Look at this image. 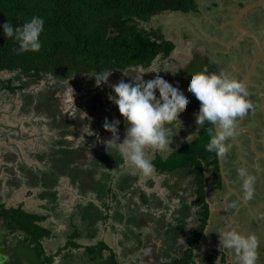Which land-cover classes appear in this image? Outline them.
Instances as JSON below:
<instances>
[{"label": "rangeland", "instance_id": "374dc122", "mask_svg": "<svg viewBox=\"0 0 264 264\" xmlns=\"http://www.w3.org/2000/svg\"><path fill=\"white\" fill-rule=\"evenodd\" d=\"M253 2L255 1L252 0L251 3ZM240 3L244 5L245 2L244 0H196L195 11H191L187 14L165 12L153 17L149 23L145 24L146 28L148 30L160 31L167 39L170 41L173 40L179 44L178 48L180 53L174 60L175 63L173 66H169L168 59L167 61H159L158 69H154V62L148 69L139 68L122 73L113 72L106 84L97 85L95 88L99 90L96 92V94H99L97 99L99 103L96 101L97 112L94 111V114L85 123L80 125L76 124L72 128L65 130L59 127L61 123H64L66 127L67 125L71 126L73 124L72 120L75 119V114H79V112L75 111V104L73 103L75 100L72 90L67 91V87H65L66 85L63 83L60 87L59 85H52L51 87L50 83L54 77L48 76L46 77V82L31 84L32 86H28L25 91L17 90L15 93L8 92L0 86V203L5 204L7 208H18L19 206H23V209L29 213L47 216L48 219L41 223V225L46 228L58 227V229L62 231L63 227L61 225H67L73 220L76 226L81 228L83 236L87 235L88 231H92L96 234L95 231L97 230L100 233L104 225L115 224L119 232L120 230H124L127 232V235L124 233L117 234L115 231L111 230L112 228L110 227L106 232L108 238L119 244L121 241H124L130 247H133V244L129 243L130 238L134 239L138 237L144 241L150 234L156 236V222L159 223L162 217H166V220L164 218V225L170 224L171 221L177 219L174 211L177 206H180L181 195L188 196V202H195V196L191 194L195 188L189 187L187 185L188 181L191 180L193 184H196L197 181L195 183L194 178H196L197 174L202 175L203 173V175H205V170L214 171L213 162H215L216 155L206 151L205 148L209 139L196 149L199 154L204 155L200 157L199 154L197 157L192 156V162L186 161V163L182 165L176 162L181 169L173 172L170 177H166L167 180L170 178L168 182L173 187H175V177L177 176L179 178L178 184L175 187L177 189L188 190L190 188L189 193H184V191L180 190L177 196L173 195L171 197L173 190L166 182L162 181L165 177H160L155 167L151 173H142L124 159L119 153L118 146L111 142H109L107 146L106 142L112 138V134L103 127L106 118L105 115L111 111L117 119L116 115L119 113L117 105L113 102L110 103L111 100H108L109 94L115 95L111 85L118 83L120 80H124L125 82H129L132 79L136 80L141 75L142 78L147 81L155 78L157 74L160 75L161 72H165L164 76L168 75L169 79L178 83L187 91L188 79L192 73L201 71L205 67H207L209 72H216L219 68V60H221L224 67H226L225 72L234 77L233 74L235 73H232L234 72L233 67L236 66L239 68L240 66L238 65L242 64L244 60L243 56L245 55V46L247 44L250 43V48L252 49L250 53L251 58H254V61L257 58L258 52L255 39L247 37L246 41L240 43L238 48H232V53H235L237 50H241V53L238 55L239 62H236L237 65H233L235 62H231V71L227 68L230 63L225 61L232 58H227L226 55H223L221 52L216 54L213 50L208 51V49H212L215 44H210L206 42L205 39L210 37L208 33L215 30L224 16L228 15V18H230L231 15L229 13L233 12V10H230V7L234 8L238 13L245 7ZM255 13L260 16L258 24H261L264 28V4L249 11V13L241 19V26H247V20L252 18ZM220 25L222 26V24ZM235 29L237 30V28ZM237 32L241 35L238 30ZM257 32L260 37H262L261 35L263 33L259 30H257ZM213 34L215 35L217 32ZM261 40L264 45L263 38H261ZM194 47L198 52H193L190 56V49ZM219 47H221V45H219ZM225 52L227 53V51ZM187 57H189L188 62L185 60ZM248 63L250 66L251 62ZM152 70H157L158 73L147 72ZM237 72L240 73L241 78L245 75L243 70H237ZM258 75L259 78L252 77L253 81L258 82V90L250 88L248 92L249 96L254 93L257 94L258 92V96L263 98L264 70L259 71ZM13 76V73L2 72L0 73V80L5 81ZM261 77L262 79H260ZM75 78L76 77H71L67 79H71L72 82H75L76 90L79 89L80 91L85 85L89 88V84H85V81L81 83L83 76L78 77L80 81H76L77 78ZM90 78L91 83L94 84L92 80L95 79V77L92 76ZM241 78L238 76V80ZM49 80L50 82H47ZM18 83H21V81H15V84ZM47 87L51 89V93L55 92L56 94V99L52 102V105L56 108L54 111L57 116L55 120L49 113L46 114V112L42 110L45 104L41 101L44 99L41 91L42 88L45 90ZM43 92L44 91H42V93ZM82 93L84 94L86 92L83 90ZM188 96L189 103L179 111L176 117L180 121L174 120L173 122H176L174 126L167 125V121H165V126L175 127L171 129L173 135L169 143V148H158L156 146L147 147V155L153 160L159 153L163 156V159L166 158L167 155L173 153L176 147H183L184 145H181L183 142H187V144L192 143L207 126V122L203 127H199L196 124V114L199 111L200 102L191 92H188ZM28 97L34 98L36 101L39 100L37 102V107L34 101L30 102L28 100ZM242 119L243 118L239 119V122H241ZM249 120L250 117L246 116L245 122L249 123ZM108 121L111 122L112 120L108 119ZM125 127H128V125L126 124ZM77 129L81 130L79 131ZM118 134L120 136L119 143L123 141L126 134V129H123L120 124L118 125ZM57 143L61 144L57 145ZM114 153L123 157V162L120 166L103 167L96 163L97 158L102 157L104 159H109L110 154ZM60 154H66L67 159L63 162L57 161L58 159L56 156ZM72 156H74L77 161L75 158L73 159ZM176 160L178 159L176 158ZM66 161L71 163L74 162L75 164L72 163V165H70L71 168L77 167V170L82 171L83 180H88L89 184L92 181L96 183L100 182L103 185L104 191L86 189L82 194L79 188L71 183L72 180L64 175L58 179L55 185L56 187L53 189V192L56 193L55 200L50 199L46 194L47 189L44 188L43 184L46 180L52 183V180L51 178H47L46 174L48 171L51 172L53 168H57L61 171L63 165L61 163H65ZM177 173H179V175ZM184 174H191V176H184ZM126 178L131 181V185L124 191L121 190L120 184L121 181ZM85 186L86 184H84V188ZM260 193V188L254 185L253 197L260 195ZM43 194H45L44 197ZM142 194L156 202L158 198H160L164 202L165 207L162 208V206H160L159 209L149 207L155 205V203L144 205L141 198ZM263 194L264 191L261 196ZM212 200L210 199L209 202L211 203ZM90 205L95 206V208L102 213L103 217L108 214L110 218L106 219V222L104 220L98 221L93 227H83L85 223L84 219L81 218V212ZM108 207H110V211ZM136 209L139 210L136 211ZM116 211L118 213L122 212L127 222H119V220L115 219L113 215H118V213H115ZM263 213L264 212H262V214ZM137 216L140 218L139 225L144 224L143 227H136L132 224L136 222V220H130L132 223H129L128 220L130 218L136 219ZM91 223H94V220H91ZM161 225L163 224H160V226ZM184 225L186 228L193 226V218L192 221L188 220ZM164 236L171 238L166 233ZM9 238L13 239L14 237L10 236ZM136 243L138 244L137 241ZM143 249L141 248L140 250L144 252L143 254L137 248L134 249L133 252L123 251V253H125L124 260L126 264H155V260L149 259L150 257L146 258L147 255L145 254H147L146 252H148V254L151 253L150 250L148 249L147 251ZM263 249L264 247L258 250V254L261 252L263 253ZM105 252L108 253L106 250Z\"/></svg>", "mask_w": 264, "mask_h": 264}, {"label": "trees", "instance_id": "16d2710c", "mask_svg": "<svg viewBox=\"0 0 264 264\" xmlns=\"http://www.w3.org/2000/svg\"><path fill=\"white\" fill-rule=\"evenodd\" d=\"M195 3L196 0H0V25L7 21L13 26L22 25L33 16H40L45 21L40 37L42 47L38 52H14L13 49L18 48V44L6 38L0 28V73L14 74L8 80H0V86L15 93L46 80L48 76L67 79L84 75L92 77L105 70L122 73L131 69H148L159 57L169 58L176 49V44L162 32L148 30L145 24L165 12L187 14L195 11ZM15 81L21 83L15 84ZM56 117V113H53L54 120ZM211 127L207 123L195 141L185 143L186 145L174 150L165 160L162 155H156L153 161L157 172H166L171 176L173 172L181 169L176 162L181 165L186 161L192 162V156L197 157L199 154L196 149L209 139L208 129ZM202 155L204 154H199V157ZM215 157L214 171L220 173L219 159ZM98 162L103 167H118L123 162V157L119 155L116 158H100ZM64 165L61 171L56 169L54 173L46 174L52 180V183L46 180L43 184L50 199L56 198L53 189L58 179L63 175H72L69 166ZM204 176L202 173L194 178L198 186L195 190L196 203L203 208L200 214L202 225L200 224L196 234L189 235V227H185V222L174 231H165L173 239L168 238L178 244L180 249L177 251L182 253V257L173 260L172 264H196L194 252L209 218V204L206 203L203 188ZM218 179H221L220 175ZM130 183L126 178L121 184V190H127ZM92 188L104 191L101 183L93 185ZM141 198L143 204L149 200L144 194ZM88 214L89 210L83 209L82 219L94 224L88 220ZM101 218L105 219V216L102 215ZM47 219V216L25 211L23 206L7 208L0 203V253L8 255V264H53L54 258L47 256L43 246V240L51 235V231L41 225ZM72 222L73 220L70 221ZM164 227L161 225L159 229L163 230ZM80 235L76 229L72 239ZM10 236L14 238L10 239ZM186 237L191 244L185 249L178 242L180 238ZM69 245L79 248V244L72 240ZM106 248L105 243L101 242L89 250L102 253ZM111 264H118L115 255H112Z\"/></svg>", "mask_w": 264, "mask_h": 264}, {"label": "clouds", "instance_id": "9594fccd", "mask_svg": "<svg viewBox=\"0 0 264 264\" xmlns=\"http://www.w3.org/2000/svg\"><path fill=\"white\" fill-rule=\"evenodd\" d=\"M44 23L42 17L33 16L22 25L13 26L7 21L0 28L6 38L18 44L14 52H38L42 47L40 37ZM112 72H98L94 76L96 84H106ZM147 72L158 73L157 70ZM111 88L115 95L109 94L108 98L117 105L128 127L125 138L118 143L120 121L113 119L109 122L106 117L103 127L112 134V138L106 142L107 146L109 142L118 146L124 159L142 173L154 170V161L146 153L147 147L169 148L173 135L171 129L175 127L165 126V121L179 120L176 118L179 111L189 103L188 92L200 102L196 124L199 127H203L206 122L212 125L208 129L206 151L215 153L221 159L232 147L228 141L236 136L239 119L253 108L248 99L246 83L224 71L209 72L207 67L190 75L187 91L167 76L159 74L147 81L142 75L129 82L120 80L112 84ZM80 117L86 120L87 113L80 111ZM237 176L241 182L243 200H251L254 196L255 176L245 166L237 168ZM236 203L233 202V207ZM215 232L219 235L220 250L234 253L235 264H257L259 242L255 234L237 227L234 219L221 224ZM8 261V255L0 253V264H8Z\"/></svg>", "mask_w": 264, "mask_h": 264}, {"label": "crops", "instance_id": "0c3cea01", "mask_svg": "<svg viewBox=\"0 0 264 264\" xmlns=\"http://www.w3.org/2000/svg\"><path fill=\"white\" fill-rule=\"evenodd\" d=\"M257 1V0H253ZM244 5L240 3L243 6H247L251 1L244 0ZM233 10V14L236 16L238 11H235L234 8H231ZM230 18L227 16H224L222 18V26L218 24L216 27V30L213 32L208 33V36L210 34V37L205 39L206 42H209L210 44H215L212 49H208V51L213 50L216 54H219L220 52L223 55H226L227 58L231 57L232 59H229L228 62L230 65L227 67L231 71L232 64L231 62H235L233 65H237L236 62H239V53H241V50H237L235 53H232V48H238L240 43L245 42L246 38H243L237 30L232 26V22L235 18V16H232L230 14ZM259 15L254 14L252 18H249L247 20V26H243L244 28L252 31L255 33L259 39H260V47L262 48V56L260 59V62H264V45L262 44L261 38H263L264 41V28L261 24H258L259 21ZM226 28V29H225ZM212 29V28H211ZM225 29V30H224ZM257 30L262 32L263 34H258ZM210 31V30H209ZM217 34H213L216 33ZM212 36V37H211ZM203 40V39H202ZM173 41V40H172ZM176 44V49L172 53V55L164 59L162 57H159L155 64L153 65L154 69L159 68V61H167L169 66H173L175 63L174 60L176 59L179 52V44L175 41H173ZM264 43V42H263ZM221 45V47H219ZM226 48V49H225ZM191 54L193 52H198L196 48H191ZM250 43L245 46V55L244 60L242 64L238 65L240 66L237 68L236 66L233 67L234 72H237V70H243L244 74L247 75L248 70L250 69L252 62H254V58H251ZM227 51V53L225 52ZM189 56V57H190ZM175 57V58H174ZM187 57L185 60L188 62ZM177 62V61H176ZM219 62L223 65L224 64L221 60ZM248 62H251V65L249 66ZM158 63V64H157ZM225 68L222 70L225 72ZM162 71V70H161ZM216 72H221L217 70ZM165 73V72H164ZM163 72L160 73L161 76L164 75ZM239 73V72H238ZM244 75V76H245ZM168 77V75H166ZM241 78V75H239L240 81H244L245 77ZM169 78V77H168ZM238 79V78H237ZM258 82H253V85L257 86ZM109 100V98H108ZM242 124V121L239 123V127ZM254 133H252V138L254 139L253 145L254 148H257L259 150H262L264 148V127L262 128H255ZM252 140V139H251ZM187 143V142H186ZM232 145L231 148H233V142L229 141ZM183 142L181 145H184ZM252 144V143H251ZM251 144L249 146L251 147ZM248 146V147H249ZM182 147V146H181ZM181 147H176L174 150L179 149ZM230 151V150H229ZM251 152L255 154L248 155L249 157H246V160L242 161V156L239 158L238 155L227 153V155L224 158H219L220 162L218 164V168L220 170V173H216V171L211 170H205V176H204V183L203 188L205 190L206 195V203L209 204L208 210H209V218L208 222L205 225V229L203 231V238L201 240H198V246L194 252V262L196 264H235V254L232 252H225L223 250H220L219 248V235L217 232H215L216 228L219 227L221 224L232 221L233 219L236 221V226L240 229L244 230L245 232L255 234L258 238L259 242V248L260 250L262 247H264V213L262 214L264 209V194L261 196V194L264 191V179H261L259 177L255 180V186L262 188L260 193V199L259 202L257 201L258 205H255L254 202H252V198L249 201L243 200L242 197V191L240 187V180L237 176V168L241 166H245L248 168L249 172L251 174H255V172L261 171L264 173V162L261 161L260 158L262 157L264 159V156L262 154H257L256 150L251 148ZM244 159V158H243ZM261 161V162H260ZM220 165V166H219ZM249 165V166H248ZM179 175V174H178ZM191 176V174H184V176ZM217 175V176H216ZM218 175L221 176V179H218ZM176 181L174 182V185L176 186L178 184L179 178H175ZM189 187H194V191L191 193L195 196V202L190 203L188 202V196H184L183 198H180L181 204L179 211H175L176 213V220L180 221H186L190 219L189 217L192 215V211L198 210L199 215L201 214L203 208L202 206H198L196 203V188L198 187L196 184H193L191 180L188 181L187 184ZM195 185V186H193ZM179 191L182 190L184 193H189L190 188L187 189H178ZM179 193V192H178ZM178 195V194H177ZM212 200L210 203L209 200ZM233 202H237L235 206L233 207ZM161 205V204H159ZM190 205V206H189ZM157 207V206H156ZM193 207V208H192ZM133 208V207H132ZM160 208V207H157ZM108 210L110 211V207H108ZM118 213L117 211L115 212ZM105 216V215H104ZM115 219L119 220V222H124L126 218H124L123 213H118V215H113ZM112 217V218H113ZM118 217V218H117ZM217 217V218H216ZM82 218V217H81ZM109 215L107 214L105 216V219H103L106 222V219H109ZM165 218L162 217L156 225V236L155 235H148L146 237V240H141V238L138 239H129V243L133 244V247L128 246L127 243L124 241H121L120 244L113 242L108 238L107 231L111 227L113 231H115L117 234H125L127 235V232L124 230H119L116 228L115 224L112 225H104L103 230H100V233L96 230V234L94 232H87V235L83 236L81 232V228L76 226L74 222L69 223L67 225H61L63 227V230H59L57 228H48L51 231V235L48 238H45L43 240V246L45 248V253L47 256H52L54 258L53 264H111V258L112 255H115L116 261L118 264H126L124 257L125 253L123 251H130L133 252L134 249H138L139 251L141 248H145L143 250H150L151 253L147 255L146 258L150 257L149 259H153L156 261L155 264H172L173 260L179 259L182 257V253H179L177 251L180 249L178 244L176 245L173 243L171 239L168 237H165L164 232L162 229L161 231H157L159 229L160 224H163V227L165 226L163 221ZM136 222L132 223L136 227L144 226L139 225L138 217L136 219ZM201 217L198 221V224H201ZM161 222V223H160ZM85 225L83 227L92 226L94 224H88V221L84 222ZM138 225V226H137ZM158 227V228H157ZM46 228V227H45ZM166 228V226L164 227ZM76 229L79 233H81L80 237L72 239V235L74 232H76ZM75 242L76 244H79V248L73 246H70V241ZM138 242V244L136 243ZM105 243L107 248L105 249L108 253L105 252V250L100 253L99 251L95 250H89L93 248L94 246H97L100 243ZM118 242V241H117ZM147 242V243H146ZM179 245H183L186 248H188L191 244V242L188 241L187 238L180 239L178 242ZM152 249V250H151ZM264 250V249H263ZM141 252V251H140ZM142 254L144 252H141ZM196 258V260H195ZM259 261L257 264H264V251L261 252L258 255ZM166 259V260H165ZM165 260V261H164Z\"/></svg>", "mask_w": 264, "mask_h": 264}, {"label": "flooded vegetation", "instance_id": "af4514ba", "mask_svg": "<svg viewBox=\"0 0 264 264\" xmlns=\"http://www.w3.org/2000/svg\"><path fill=\"white\" fill-rule=\"evenodd\" d=\"M230 10H232L231 9V7H230ZM229 14H232V16H235L234 14H233V12L232 13H229ZM237 16V15H236ZM236 16H235V18H236ZM235 18H234V20H235ZM233 20V21H234ZM233 23V22H232ZM221 24H223L222 23V21H221ZM232 26H233V24H232ZM234 27V26H233ZM226 29V28H225ZM224 29V30H225ZM215 30H216V28H215ZM220 63V62H219ZM252 64H253V62H252ZM263 62H259V65L256 67V69H255V71H254V74L251 76V79H250V85H248L247 86V89H248V91L250 90V88H254V90L256 89V90H258L257 88V86H255V85H253V82H255V81H253V79H252V77H257V78H259V75H258V73H259V71H263L264 70V66H263ZM252 66V65H251ZM224 69V67H223V65L220 63L219 64V68H218V70L219 71H222ZM240 75V73H238V72H236V74H233V76H234V78H238V76ZM232 76V75H231ZM244 76V75H243ZM246 76V75H245ZM244 76V77H245ZM76 78V81L78 80V81H80L79 80V78L78 77H80V76H75ZM87 79V80H86ZM91 78L89 77V76H83V78H82V81H81V83L83 82V81H85V84H89V88L85 85L84 86V88L83 89H81L80 91H79V89H77L76 90V87H75V82H72L71 81V79H56V78H52V82L50 83V85H51V87H52V85H56V86H58L59 85V87L62 85V83L63 84H65L66 86L65 87H67V91L68 90H72V93H73V96H74V100H75V102H73L74 104H75V111L76 112H79V114L77 113V115L75 114V119L74 120H72V122H73V124L71 125V126H68L67 125V127L64 125V123H61V125L59 126V127H61V128H63V129H69V128H72V127H74L76 124H78V125H80V124H83V123H85L86 121H88L89 119H90V117L94 114V111L95 112H97V110H96V105H97V103H96V101H97V99H98V97H99V94H96V92H98L99 90H96L95 88L97 87V84H96V80L95 79H93L92 80V82H94V84H92L91 83V80H90ZM260 79H262V77L260 78ZM245 80V79H244ZM45 80H42V81H40L41 83H43ZM90 81V82H89ZM39 82V83H40ZM46 82V81H45ZM47 82H50V80L49 81H47ZM244 82V81H243ZM77 84V83H76ZM78 84H80V83H78ZM79 86V85H78ZM77 86V87H78ZM28 87H25V89L24 90H21V91H25L26 89H27ZM83 90L86 92V93H82L83 92ZM96 90V91H95ZM42 91H44L43 93H42ZM42 91H41V94H42V97H44V99H42L41 101L45 104V106L43 107V111L44 112H46V114L47 113H49V115L53 118V113H54V111H55V107L52 105V102L56 99L55 97H56V94H55V92H53V93H51V89L50 88H48L47 87V89L45 88V90H43V88H42ZM40 93V92H39ZM51 93V94H50ZM101 93V92H100ZM85 95V96H84ZM38 98H40V97H38ZM25 99H26V97H25ZM41 99V98H40ZM83 99V100H82ZM87 99V100H86ZM249 100H250V102L252 103V105H253V108L252 109H250L247 113H246V115L243 117V119H242V124L240 125V127H239V124H238V130H237V133H236V136L234 137V138H232V139H230L229 141H231V142H233V148H231L230 149V151L228 152V153H230V154H235V155H238L239 156V158H241V156H242V161L243 160H246V157H249L248 155H251V154H255L254 152L252 153L251 152V148L253 147V149H255L256 150V152H257V154H263L264 153V148H262V150H259L258 148H257V145H256V148H254V143H253V141H254V139L252 138V133H254L255 131H253V130H255V128H262V127H264V97L262 98H260L259 96H258V92H257V94L256 93H254V94H251V96H249V98H248ZM23 100V99H22ZM28 100L30 101V102H32V101H34V103H36V107H37V102L39 101H36L34 98H31V97H28ZM58 100H59V98H58ZM98 102V101H97ZM99 103V102H98ZM110 103H112V101L110 102ZM73 104V105H74ZM80 111H83V112H86L87 113V119L86 120H84V119H81V117H80ZM50 112H52V113H50ZM73 114V113H72ZM102 114H103V112H102ZM71 115V114H70ZM102 116V115H101ZM109 120H113V119H116L115 118V116H114V114H113V112H111V111H109L108 112V114L107 115H105ZM246 116H249L250 117V120H249V123H246L245 122V119H246ZM116 117H117V119L120 121V125H121V127L123 128V129H126L127 127H125L126 126V124H127V122L124 120V118L120 115V113H117V115H116ZM54 119V118H53ZM116 119V120H117ZM167 123V125H169V126H174V125H176V122H171V121H167L166 122ZM238 123H240L239 121H238ZM65 126V127H64ZM248 128H250L252 131H249L248 130ZM77 130H81V129H77ZM82 132V131H81ZM174 137V136H173ZM175 138V137H174ZM176 139V138H175ZM252 139V140H251ZM177 140V139H176ZM175 141V140H174ZM228 141V142H229ZM252 143V144H251ZM60 145L61 143H57V145ZM249 144H251V147L249 146ZM249 146V147H248ZM147 149V148H146ZM148 151H146V153H147ZM108 155V154H107ZM158 155H161L160 153L158 154ZM77 156V155H76ZM168 156V155H167ZM73 157V159L75 158L74 156H72ZM77 157H79V156H77ZM98 157V156H97ZM110 157H114V158H116V157H119V155L118 154H110ZM56 158L58 159H56L57 161H65L66 159H67V156H66V154H64V155H62V154H60V155H58V156H56ZM102 158V157H101ZM244 158V159H243ZM258 158H260L261 159V161H263L264 162V159L262 158V157H258ZM98 159H100V158H97L96 159V163L97 164H99V162H98ZM219 159V158H218ZM75 160L77 161V159L75 158ZM260 161V162H261ZM219 162H220V159H219ZM72 163H74V162H72ZM72 163L71 162H68V163H61V164H63L62 166H64V164H67L68 166H69V168H70V171H71V173H72V175H65V176H67L70 180H72L71 181V183H73L74 185H76L78 188H79V191H81V193L83 194L84 193V191L86 190V189H91V190H93V185H100V182L99 183H96L95 181H92L90 184H89V182H88V180H83V175H82V171H79V170H77V167H75V168H71V166L70 165H72ZM75 164V163H74ZM220 166V165H219ZM249 166V165H248ZM263 168H264V166H263ZM57 168H53L52 169V171L50 172V171H48L47 172V174H50V173H54L55 172V170H56ZM156 170V169H155ZM156 172H157V170H156ZM157 174L160 176V177H165V178H161L162 179V181L163 182H166L167 183V185H169L170 187H171V189L173 190V194H171V197L174 195V196H177V194H179L178 193V189L177 188H175V187H173L172 185H170L169 184V182H168V180L170 179V178H168V180H167V176H169L170 177V175H168L166 172H162V173H159V172H157ZM253 175L255 176V180L256 179H258L259 177H261V179H264V173H262L261 171H259V172H255V174L253 173ZM64 176V175H63ZM175 178H177L178 179V177L176 176ZM135 179V178H134ZM124 180H126V179H123L122 181H121V184L124 182ZM84 181L86 182V183H84ZM84 184H88V186H85V188H84ZM120 184V185H121ZM119 185V186H120ZM260 189H262V188H260ZM93 191H98V190H93ZM148 197V196H147ZM184 196H180V198H183ZM259 199H260V195H257V196H255L253 199H252V202H254V204L255 205H258V203H257V201L259 202ZM154 201V200H153ZM152 200H148V202L146 203V204H144V205H151L152 203H154ZM158 203H156L155 205H153V206H149L150 208H156V209H159V208H157V207H160V206H162V208H164L165 206H164V202L160 199V198H158ZM181 202L182 201H180V204H181ZM159 203L161 204V205H159ZM157 206V207H156ZM190 206V205H189ZM168 207H169V205H168ZM168 207H167V209H168ZM92 210H91V209ZM193 208V207H192ZM85 210H89V214L87 215V217H88V220L89 221H91V219L92 220H94V223H98V221H101V220H103V218H101V216H102V213L97 209V208H95V206H92V205H90V206H88L87 208H84ZM178 209H180V206H177L176 207V209H175V211H179ZM139 209H136V211H138ZM90 211H92V213L90 212ZM174 211V212H175ZM115 215V214H114ZM173 216H174V214H173ZM90 217V218H89ZM138 217V216H137ZM136 217V218H137ZM190 219H189V221H192V218H193V222H194V225L193 226H191L190 228H189V235H191V236H193L194 234H196V230L198 229V227L200 226V224H198V221L200 220V215H199V211L198 210H194L193 209V211H192V215L189 217ZM140 218L138 217V220H139ZM130 220H133V218H130L128 221H129V223H132ZM165 220H166V217H165ZM188 221V218H187V220L186 221H178V220H173V221H171L170 222V224H167V225H165L166 226V228H163V230H164V232L165 231H169V232H171V231H174L177 227H178V225L179 226H181V224H182V222H187ZM163 222H165L164 220H163ZM88 225V224H87ZM158 231H161L160 229L158 230ZM181 233H182V231H181ZM187 238V237H186ZM203 238V233H202V235H201V237H200V239L199 240H201ZM181 239V238H180ZM184 239V238H183Z\"/></svg>", "mask_w": 264, "mask_h": 264}, {"label": "water", "instance_id": "95a60500", "mask_svg": "<svg viewBox=\"0 0 264 264\" xmlns=\"http://www.w3.org/2000/svg\"><path fill=\"white\" fill-rule=\"evenodd\" d=\"M264 4V0H258L256 2H253L247 6H245L236 16L234 22L232 23L233 26L235 28H237V30L241 33V36H243V38L245 37H252L255 39L256 43H257V58L255 59V61L253 62L252 66L250 67V69L247 72V75L245 76V80L244 83H246V85H250V79L251 76L254 74V71L256 69V67L259 65L261 56H262V48L260 47V39L259 37L253 33L252 31L244 28L241 26L240 21L241 19L247 14L249 13V11H251L254 8H257L259 6H262ZM249 131H252L250 128H248ZM264 156V153L262 154Z\"/></svg>", "mask_w": 264, "mask_h": 264}]
</instances>
